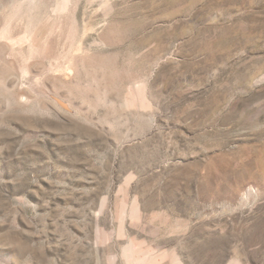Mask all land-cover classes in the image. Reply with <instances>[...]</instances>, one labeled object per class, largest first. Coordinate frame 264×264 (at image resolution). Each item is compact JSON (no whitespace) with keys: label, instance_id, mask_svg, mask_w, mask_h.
Listing matches in <instances>:
<instances>
[{"label":"rangeland","instance_id":"1","mask_svg":"<svg viewBox=\"0 0 264 264\" xmlns=\"http://www.w3.org/2000/svg\"><path fill=\"white\" fill-rule=\"evenodd\" d=\"M0 264H264V0H0Z\"/></svg>","mask_w":264,"mask_h":264},{"label":"bare ground","instance_id":"2","mask_svg":"<svg viewBox=\"0 0 264 264\" xmlns=\"http://www.w3.org/2000/svg\"><path fill=\"white\" fill-rule=\"evenodd\" d=\"M11 68V67H10ZM12 69H13V67H12ZM9 70V69H8ZM7 72H9V71H7ZM40 87H42V86H40ZM44 88V87H43ZM46 90V89H45ZM47 91V90H46Z\"/></svg>","mask_w":264,"mask_h":264}]
</instances>
